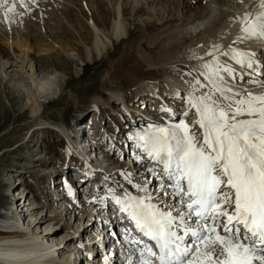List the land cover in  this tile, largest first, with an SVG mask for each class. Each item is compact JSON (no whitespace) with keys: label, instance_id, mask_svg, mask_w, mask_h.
<instances>
[{"label":"rangeland","instance_id":"1","mask_svg":"<svg viewBox=\"0 0 264 264\" xmlns=\"http://www.w3.org/2000/svg\"><path fill=\"white\" fill-rule=\"evenodd\" d=\"M190 1L193 10L196 9L194 4L198 3ZM10 2L16 3L15 23H8L3 9L0 8V68L2 69L3 65L11 67H6L2 73L3 77L0 76V225L6 218L16 220L22 223L23 232L11 234L2 232L0 240L16 241L38 237L39 240L41 239L40 242L47 246L60 244L58 245L60 248L56 247L57 252L54 253L61 257L55 258L56 260L66 261L68 255L73 252L72 264L81 262L84 264V260L80 259L82 254L74 251L78 240L72 234H77L78 231L80 235H87L81 230L86 229L88 219L84 220V218L89 216L81 218L79 222L61 226H59L60 220L49 216L50 211L54 213L53 215H59L66 207L61 205V202L52 203L53 197L51 198L48 191L50 183L59 185L69 177L80 176L76 171L81 166L72 153L75 145L73 140L75 125L87 123L86 119L90 118L89 123L94 122L92 126V130H95L94 136L98 138L100 146H103L102 150L98 151V161L100 164H107V166L102 165V169L105 170L104 182L107 183L104 187L103 182L101 196L108 197L111 203L109 188L119 193L121 192L119 185L125 184L124 187L127 189L132 186L120 181L119 171L116 174L115 165H109V162L105 161L106 152L109 151L113 155L114 151L111 152L113 148H118L120 152L124 149L123 154L120 153L123 159L121 158L119 164L125 165L124 170L127 171L128 168L129 172L134 174L133 179L136 183L144 184L141 174L149 175L146 169L151 166V161L145 158L142 165L135 162L132 159L135 150L132 142H127L126 146L114 142L128 140L130 133L144 128L149 123H164L169 118L165 113L160 114L162 107L168 108L172 105L168 109L172 112L175 109L174 113L179 119L186 110L184 97H187L191 91L189 85L197 78L203 80L199 72L203 71L202 65L212 59L211 56L207 57L210 48L205 50V54L203 53L201 59L197 61L188 48L201 45L202 40L206 43L207 39L203 38L191 43L187 46L183 62L164 65L168 67L166 71L173 72V76L163 75L153 78L147 75L141 80L134 81L130 75L135 70L144 73L149 70L157 71L153 66L142 64L144 63L142 56L145 57L147 53L142 49L144 55L137 54L135 52L137 46L136 49L133 48L134 44L139 45L146 34H157L156 31L160 30L161 24L168 19L169 9L174 8L173 23L180 17L189 18L191 14L184 9L188 0H24L27 7H21L20 0H10ZM120 8L126 12H123L118 19L117 13ZM137 9L142 10V13H136ZM91 12L101 25L100 32L91 24ZM114 23L124 25L131 35L125 36L121 41L113 39L109 44L108 38L104 37L110 35ZM146 23L155 27L145 29L143 27ZM80 24L81 31H79ZM145 30L146 34H142L141 32ZM67 34L69 37L66 36ZM223 36L225 38L221 39L220 43H218L220 40L215 42V45L221 48L216 55L220 56L222 63L227 62L220 53L227 52L230 48L254 54L251 69L239 65L232 67L235 69L236 78L228 76L229 85L237 90H247L252 93L264 90L259 83L253 82H264V40L257 39L259 44L254 48L248 41L243 44L236 39H233V42L231 40L233 37L229 39L228 35ZM101 42L106 55L97 59L95 50L96 47H100ZM140 46L142 47V44ZM22 53L27 54L25 59ZM128 53L133 55V59H128L124 67L134 69L133 71L117 68ZM178 54L183 55V53ZM186 59L189 61H185ZM178 63L181 66L189 65V71L183 70ZM28 65L33 66L32 73ZM126 77L130 78L129 86H125ZM177 81L178 85H176ZM157 86H164L166 92L162 90L158 95H154L149 91ZM166 114L169 115L168 112ZM194 115V111L190 113L189 122ZM128 117H133L131 121L135 119L136 124L129 122ZM45 123L58 132L45 130L47 126ZM195 130L199 131L198 126ZM104 137L107 146L104 145ZM76 138L79 139L78 135ZM111 141L113 144L110 145ZM84 150L82 152L84 154H80L81 158L85 157ZM114 156L117 160V152ZM15 179L22 180V185L15 186L14 184L17 183ZM156 183L153 181V184ZM22 187L28 192V198L33 199L31 208L25 210L26 215L23 219L18 215L15 218L6 217L9 212L6 209L8 201L5 196L11 198L14 192H16L15 196L18 195L22 192ZM152 191L155 194L154 188ZM135 193L138 196L144 195L136 189ZM26 203L25 201L24 205H27ZM68 203L70 204L71 201ZM50 234L52 238H48ZM64 241L68 244V248L62 251ZM69 243L75 245L71 246ZM87 262L90 264L89 259ZM192 264H201V258L193 257Z\"/></svg>","mask_w":264,"mask_h":264},{"label":"snow or ice","instance_id":"2","mask_svg":"<svg viewBox=\"0 0 264 264\" xmlns=\"http://www.w3.org/2000/svg\"><path fill=\"white\" fill-rule=\"evenodd\" d=\"M20 6L27 7L24 0ZM0 8L6 21L15 23L16 3L0 0ZM250 16L237 18L243 34L238 40H264V12ZM207 55L212 59L202 65L203 80L189 85L180 118L162 107L168 120L128 135L135 149L132 159L142 165L146 158L151 166L148 176L141 174L144 184L136 183L131 172L121 175L144 195L123 185L119 193L108 189L119 212L153 242L155 251L143 239H130L125 229L124 240L139 253L136 264H153V257L158 264H192L196 256L201 264H264V93L231 87L224 73L235 79V69L213 52ZM220 55L253 67L254 54L230 48ZM107 198L101 197V203Z\"/></svg>","mask_w":264,"mask_h":264},{"label":"bare ground","instance_id":"3","mask_svg":"<svg viewBox=\"0 0 264 264\" xmlns=\"http://www.w3.org/2000/svg\"><path fill=\"white\" fill-rule=\"evenodd\" d=\"M190 2L191 1L188 0V2L185 4V7H184L185 11L187 13L191 14V16L189 18L180 17V18L176 19L175 23H173L172 20H174V19L172 18V16H173L174 8H173V10L169 9L167 12L168 19L166 18L167 19L166 22L161 24L160 30L158 29L160 32L156 31L157 34L148 35V34H146V30H145V32L142 31L141 33L142 34L145 33L146 35L145 34H144L145 36L143 35L144 38H142L143 36L141 37L142 39L140 40L139 45L134 44L135 46L133 48H135L137 46V49L135 48L136 49L135 52L137 54L140 53V54L144 55V53H142V51H143L142 49H144V51H146V53H147V55L145 54V57L142 56L144 63L139 62V61H137V62L142 63L144 65L146 64V66H153L156 68L157 71L149 70L148 72L144 73L143 71H140V72H139V70L133 71L134 69H128L126 66L124 67V64L125 63L127 64L128 59H131V60L133 59V55L130 53H128L127 55L125 54L124 58L121 60L122 62H120L121 64H119L117 66V68H120L122 70L133 71V74L130 76L133 77L134 81L141 80L142 78H144L147 75L151 76L153 78L162 77L163 75L173 76L174 75L173 72L166 71L167 66L165 67L164 65L175 64L176 62H183L182 59L184 57H186L185 52H187L186 51V49L188 48L187 46H190L191 43L193 44L194 42L200 41L203 38L207 39L206 43L202 42L203 41L202 40L201 45L199 44L198 46H193L192 47L193 49L190 47L188 48L189 51H192V56H195L193 58H195L197 61H199L201 59V55L203 53L205 54V50H207L208 48H210L208 50V53L213 52L216 55V52H218L221 48L218 51H216V49L214 47V46H216L215 42L220 40L218 42V43H220L221 39L225 38V36H223V35H228L227 37L229 39L233 37L231 40H233V39L238 40V37L243 35L241 32V24L237 20L238 17H242L245 13H250L251 16L249 17V19H252L258 13L264 12V8L260 7L261 0H192L193 3H198V4H194V6L197 7L194 10H193V8L191 6L192 4ZM199 4L201 6H199ZM123 12L125 13L126 11L122 8H120V11L118 10V13H117L118 19H119V16L123 15ZM136 13H142V10L137 9ZM90 19H91V24H92L93 28L96 31L100 32L101 31L100 30L101 25L97 21L96 17L94 16V13H92V12L90 14ZM118 22H119V20H118ZM177 23H179V24H177ZM166 25H168L167 28H166ZM151 27H155V26L149 25V23H146V24H144L143 28L148 29ZM81 30H82V25L80 24L79 31H81ZM95 34L97 35L98 33H95ZM99 34L101 35L102 32ZM129 35H131V34L129 31L126 30L124 25H120L119 23H114L113 26L111 27L110 35L109 36L105 35L104 38L107 37L108 38L107 41L109 40V42H107V43L111 44L110 42H112L113 39H115L117 41H121V40L125 39L124 38L125 36L127 37ZM66 36L69 37L68 34ZM238 41H241V40H238ZM247 41L252 43L251 46H253L254 48L257 47V45L259 44V42L256 41L255 38L242 40L241 43L245 44V42H247ZM223 42H225V41L223 40ZM226 42H229V41H226ZM233 42H234V40H233ZM141 44H142V47L140 46ZM234 45H235V43H234ZM236 45H238V44H236ZM232 46H233V44H232ZM221 47H223V46H221ZM139 48H141V49H139ZM247 49H248V45H247ZM176 52L183 53V55H180L178 53L176 54ZM243 52H246V51H243ZM95 53H96L97 59L102 58L104 55H106V50H105L102 42H101L99 48L96 47ZM22 54H24V53H22ZM26 55L27 54H24V59H25ZM208 56L209 55H207V57ZM187 57H189V56L187 55ZM177 58H179V59H177ZM189 59H191V58H189ZM189 59H186L185 61H189ZM224 59L226 60L225 62H227L226 64H228L231 67H235L237 65L236 63H234V61H232L231 59H229L226 56L224 57ZM179 65H178V67H179ZM6 67L11 68V67H8V65L7 66L3 65V68L2 69L0 68V76L1 77H3L2 73L6 69ZM28 68H29V71L32 73L33 66L28 65ZM140 68H141V66H140ZM140 68H136V69H140ZM181 68L183 70L185 69V71H189L190 67H189V65L188 66L183 65V66H181ZM240 73H242V72H240ZM244 73H246V72H244ZM127 77L125 78V86H129L131 84L130 82H128L130 80V78H127ZM224 77H225V81H227V83L229 84V77L226 73H224ZM176 85H178V81H177ZM162 90L164 93L166 92L164 86H162V87L157 86V87H154L152 89H149V91H151L152 94H154V95H158L159 92H162ZM259 93H264V90H262V91L259 90V92L255 93V94H259ZM9 103L11 104V102H9ZM105 138L106 137L103 138V141H104V145L107 146V140ZM114 143L119 144L121 142H119V140H117ZM109 144H113V142L111 141V143H109ZM100 148H103V146H99V149H98L99 151H100ZM107 149L111 150V148H107ZM103 151L106 152L107 150H103ZM103 151H101V153H103ZM112 151H114V154L117 152V154H118L117 160L115 159L114 154L111 155V153L109 151H107L106 154L104 153L107 157H105V156H103V157L107 158L109 163L111 162V163L115 164L114 167L117 169L116 174H117V171H119L118 172L119 177H118V175H116V178L118 177L119 179H121L120 181H122V182H127L125 180V178L121 175L122 171L127 172L126 170H124L125 165L122 166L121 164L118 163L121 159L122 154H120L121 152H119L118 148H113V150H111V152ZM80 154L81 153L77 152V155L79 157H81ZM102 160H103V158H102ZM85 165H86V167H90V166H88L87 163H85ZM78 183H79V185H82V186H86L87 184L89 185V182L87 180H84L82 177L79 178ZM66 184H67L68 189L72 190L73 187H75L74 183H72V182H66ZM126 184H128V183H126ZM56 189L61 190V189H63V187L62 186H61V188L56 187ZM128 190L130 192H132L134 195H136L134 188L129 187ZM60 192L61 191L58 192V195H59L58 198H55L50 194L51 198L53 197L52 203L58 204L59 202H61L60 203L61 205L66 206L64 208L65 210H63L61 213H59V215L58 214L53 215L54 213L52 211H50L49 216H54L56 218V220H60L61 224L59 226L64 225L66 223L70 224L71 222H79V220L81 218L89 216L88 218H84V220L88 219L87 220V227L84 230L82 229L81 232L83 234L87 233V235H91V232L89 231L88 228L91 226L92 223L93 224L96 223L93 219L94 214L92 213V211L86 210L84 212H80L78 207L74 203H72V204L68 203L69 200L66 198L65 192H61L63 194H61ZM61 196H63V197L60 198ZM5 197H6L7 201L10 202V200H9L10 198L7 196H5ZM55 200H58V201H55ZM108 203H110V202L108 199H106L105 200V205L107 206L106 209L108 208ZM111 203H113V201H111ZM106 211L108 212V210H106ZM4 215H6V214H4ZM25 215H26V213H25ZM23 217L21 219H23ZM11 220L12 219L6 218L4 221H2L0 228L5 230L8 227H10L11 230L16 231L15 233H20L22 223L16 222V220H13L11 223H9ZM10 232L11 231H9V232L6 231V233H8V234ZM21 232H23V231H21ZM70 232L74 233L73 231H70ZM76 233L77 234H72V235L74 238H76L79 241V237H81L82 235H80L81 233L79 234L78 231ZM48 238H52V234H50V236ZM40 240L38 237L24 238L22 240L19 239L16 241L8 240V239L0 240V264H26L25 260H29V259H31V261H33V262H36L37 264H45V262H54V264H72V262H74V260L72 259L73 252L70 253L71 255L70 254L68 255V259L66 261H63L62 259L56 260L55 256H54L55 255L54 252H57V250L55 248L58 247V245H60V244L55 243L54 245L51 244L52 246H47L46 244L44 245L42 242H40ZM25 244L32 245L33 248L32 247L27 248L29 245H25ZM69 244L71 246L75 245L74 243H69ZM61 245H62V243H61ZM58 248H60V246ZM62 248H63L62 251H64L66 248H68V244L65 243L64 246H62ZM24 250H27V251H24ZM58 250H60V249H58ZM74 251H76L77 254H79V253L82 254L80 259L84 260V262H86V264H88V262H87L88 259H89L90 264L91 263L95 264L96 260L92 261V259L89 258L91 253H92V255H96V251L94 249H92V250L89 249L86 252V250L74 248ZM82 251L83 252L85 251L86 253H83Z\"/></svg>","mask_w":264,"mask_h":264}]
</instances>
